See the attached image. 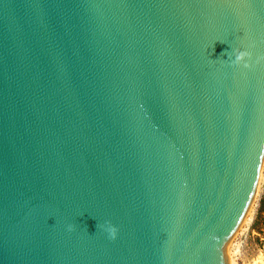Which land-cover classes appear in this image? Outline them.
I'll return each mask as SVG.
<instances>
[{
  "label": "water",
  "instance_id": "obj_1",
  "mask_svg": "<svg viewBox=\"0 0 264 264\" xmlns=\"http://www.w3.org/2000/svg\"><path fill=\"white\" fill-rule=\"evenodd\" d=\"M263 162L264 0H0V264H229Z\"/></svg>",
  "mask_w": 264,
  "mask_h": 264
},
{
  "label": "rangeland",
  "instance_id": "obj_2",
  "mask_svg": "<svg viewBox=\"0 0 264 264\" xmlns=\"http://www.w3.org/2000/svg\"><path fill=\"white\" fill-rule=\"evenodd\" d=\"M227 248L235 264H264V162L254 201Z\"/></svg>",
  "mask_w": 264,
  "mask_h": 264
},
{
  "label": "clouds",
  "instance_id": "obj_3",
  "mask_svg": "<svg viewBox=\"0 0 264 264\" xmlns=\"http://www.w3.org/2000/svg\"><path fill=\"white\" fill-rule=\"evenodd\" d=\"M228 57V61L234 66L243 65L245 68H250L251 64L247 61L251 58L252 52L248 50H235L234 54L231 52L224 53ZM234 55V59H233ZM97 228H101L108 233L110 239L115 240L118 236L119 229L112 224L111 221H107L104 224H97ZM75 230V225H69V231Z\"/></svg>",
  "mask_w": 264,
  "mask_h": 264
},
{
  "label": "bare ground",
  "instance_id": "obj_4",
  "mask_svg": "<svg viewBox=\"0 0 264 264\" xmlns=\"http://www.w3.org/2000/svg\"><path fill=\"white\" fill-rule=\"evenodd\" d=\"M227 251H228V253H227L228 263L229 264H235V260L233 258V253L230 251L229 248H227Z\"/></svg>",
  "mask_w": 264,
  "mask_h": 264
}]
</instances>
